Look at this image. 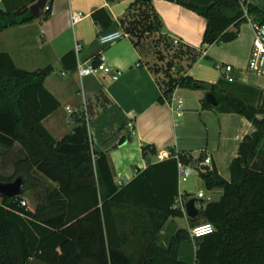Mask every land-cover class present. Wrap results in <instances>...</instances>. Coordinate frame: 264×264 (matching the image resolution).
Returning <instances> with one entry per match:
<instances>
[{
	"label": "trees",
	"instance_id": "trees-1",
	"mask_svg": "<svg viewBox=\"0 0 264 264\" xmlns=\"http://www.w3.org/2000/svg\"><path fill=\"white\" fill-rule=\"evenodd\" d=\"M3 2L7 7L0 9V32L35 19L27 4L12 8ZM150 2L129 5L139 12L130 11V20H120L124 32L139 38L158 30ZM173 2L205 20V46L236 38L247 22L243 6L252 19L264 23V11L247 0ZM47 3L43 20L51 11ZM90 15L100 33L106 32L112 22L106 10ZM51 72L50 65L33 71L18 68L8 53L0 52V149L9 151L16 144L23 153L13 174H0V181L21 176L25 182L22 194L0 198V264H264V170L253 161L264 139V86L257 89L224 78L207 83L191 75L168 77L165 83L160 102L170 100L177 87L210 92L217 105L202 100L203 106L236 113L254 127L252 140L240 144L229 165V181L214 167L198 170L206 189L221 188L222 193L199 211L214 231L193 239L191 257L180 248L183 241L191 244V238L171 234L159 242L167 220L183 215L175 207L176 158L150 163L128 183L117 184L107 153L92 147L86 125L78 124L59 140L43 125L60 106L43 84ZM141 151L144 157L156 153L148 145ZM175 154L185 165L203 161L202 156ZM34 189L42 190L43 201L22 206L23 193Z\"/></svg>",
	"mask_w": 264,
	"mask_h": 264
},
{
	"label": "crops",
	"instance_id": "crops-1",
	"mask_svg": "<svg viewBox=\"0 0 264 264\" xmlns=\"http://www.w3.org/2000/svg\"><path fill=\"white\" fill-rule=\"evenodd\" d=\"M35 1L6 0V3L12 8L27 4L29 9ZM133 1L50 0L51 11L46 19L35 17L30 22L0 32V52L8 53L14 64L24 70L51 66L52 72L43 84L60 106L43 119V125L50 134L52 129H58L59 135L52 136L59 140L84 117L92 147L107 153L117 184L128 183L147 166L141 151L146 145L156 150L172 149L193 158L202 156L203 160L208 157L210 169L214 167L229 181V165L238 156L239 146L245 142L243 137L247 134L252 140V124L236 113H222L203 106L202 100L205 101L207 92L200 90L177 87L170 100L160 102L159 98H162L168 77L176 79L182 75H191L207 83H215L229 75L234 82L262 89L264 85L248 83L243 70H246L243 65L247 66L252 47L250 24L246 22V27L241 24L236 38L225 43L228 46L225 49L232 53L227 62L231 70H218L216 65L224 64L222 62L214 63L208 69L199 66V59L207 57L214 44H202L205 20L201 16L171 0H151L150 12L157 15L158 30L144 32L137 38L124 32L120 23L122 18L130 20L129 5ZM247 1L264 11V0ZM6 7L0 0V9L5 10ZM99 8H104L112 20L105 31L119 30L123 33L121 38L107 45L100 44L98 35L101 28L90 15ZM75 11L84 13V17L71 25L70 13ZM173 39H177L178 44H174ZM166 40L172 44L170 47L166 46ZM75 43L81 45L78 55L74 52ZM71 51V55L63 58ZM99 55L104 56L106 64L117 71V79L103 74L77 75L78 61L96 62ZM38 63L47 64L41 68ZM72 115V120H69ZM67 122L76 123L69 129ZM123 136L126 143L114 147ZM147 157H150V163L157 162L155 155ZM253 161L264 170V139ZM191 165L197 170L195 162ZM177 189L178 196L180 191L185 193L184 205L188 199L194 198L199 214L202 207L198 204L202 201L190 197L185 189L181 190L178 182ZM206 191L211 196L210 201L218 200L222 193L221 188ZM201 222H204L203 218L193 223ZM193 248L195 250V246Z\"/></svg>",
	"mask_w": 264,
	"mask_h": 264
},
{
	"label": "built area",
	"instance_id": "built-area-1",
	"mask_svg": "<svg viewBox=\"0 0 264 264\" xmlns=\"http://www.w3.org/2000/svg\"><path fill=\"white\" fill-rule=\"evenodd\" d=\"M49 7L48 3L45 5L44 10H47ZM243 16L246 18L247 22L250 24L253 32V40H252V47L249 54V58L247 61L246 70L255 76L264 78V23H260L259 21H256L252 19L247 11L246 6H243ZM84 17V13L80 11H75L70 13V23L71 25H75L78 23L82 18ZM123 33L119 30L115 31H106L102 32L98 35V40L100 44L107 45L110 44L117 39L121 38ZM174 44H178L177 39H173ZM81 50V45L79 43L74 44V52L76 55H78L79 51ZM216 68L218 70H224L225 72H229L231 70V66L227 64H218L216 65ZM75 71L79 77L87 76V75H110L112 79H117L118 73L113 68H111L109 65L106 64L104 56L99 55L97 57L96 62H88V63H81L77 62ZM227 81H232V77L229 75H225L223 77ZM69 111V110H68ZM130 126V124H129ZM170 157H175L177 160V182L178 184L185 182L187 180V177L192 172V169L189 167V165H185L181 163L177 155L174 153L171 154L169 149L161 148L157 149L155 153V159L156 161H162L164 159H168ZM210 160L208 157H206L201 163L197 164L198 170H201V165H209ZM185 193L180 191L177 203L175 204V207L180 208L184 213V200L183 195ZM196 198L200 199L202 203L198 204V207H202L203 203L208 202L211 200V196L207 193L203 192L202 190H199L196 193ZM22 206H27V201L25 199L21 200ZM208 225H211L207 222H202L193 225L190 227L187 231L189 233V237L193 239L201 238L208 234H202L201 229L207 227ZM214 231L213 225H211ZM212 231V232H213ZM211 232V233H212Z\"/></svg>",
	"mask_w": 264,
	"mask_h": 264
},
{
	"label": "rangeland",
	"instance_id": "rangeland-1",
	"mask_svg": "<svg viewBox=\"0 0 264 264\" xmlns=\"http://www.w3.org/2000/svg\"><path fill=\"white\" fill-rule=\"evenodd\" d=\"M245 27L247 26V23H243ZM244 28V27H243ZM242 28V29H243ZM227 44L225 43H219V44H214L212 46V50L208 52L207 57L199 59V66H204L207 67L208 69H211L213 67L214 63H224L227 64V62L230 61V55L232 54L230 50H226L225 47ZM207 48V47H205ZM243 58V57H242ZM158 61V60H157ZM41 64V65H40ZM47 63H38V66L44 67ZM165 64V62H164ZM162 64V65H164ZM27 68H30L29 65H25ZM243 67H246L243 65ZM245 77L247 79L248 83L251 84H256L259 86L264 85V78L255 76L254 74L248 72L243 68ZM261 117V116H259ZM47 122V126H48ZM76 122H67L66 127L69 129L75 125ZM81 124L86 125L88 127V123L86 122L85 118L82 117L81 119ZM52 134L51 135H59V130L58 129H52L51 130ZM23 157V153L20 150L18 145H14V147L7 151L5 149H0V174L3 175L4 177H10L14 170H15V162ZM194 165L189 166L192 169V173L187 177V180L185 182L180 183V189H185L187 193L190 194V197H196V193L198 192L199 189H202L203 192H207L206 188L204 186L203 180L201 177L198 175V169L195 170L193 168ZM14 176L13 178H15ZM23 198L28 202L32 204H37L41 203L43 201V194L41 189H34V190H28V192L23 193ZM203 218L202 212H200L196 217L194 218H189L187 216H180V217H173L169 218V220L165 223V225L162 228V231L160 233V238L159 242H163L166 237L169 235L173 234L178 228H184L188 230L190 227H192L195 224L198 223H193L201 220ZM193 223V224H191ZM202 223V222H201ZM132 231L131 226L128 225V234H130ZM191 244L188 241H183L180 245V248L183 249L188 256H193L194 253V240L191 239ZM184 252V253H185Z\"/></svg>",
	"mask_w": 264,
	"mask_h": 264
},
{
	"label": "water",
	"instance_id": "water-1",
	"mask_svg": "<svg viewBox=\"0 0 264 264\" xmlns=\"http://www.w3.org/2000/svg\"><path fill=\"white\" fill-rule=\"evenodd\" d=\"M171 1H175V0H171ZM46 4H47V0H36L34 3H32L29 6V11L34 17L40 18L44 14V11H45L44 7ZM204 99L206 102H208L211 105H214V106L217 105V102L214 96L210 92L205 93ZM72 118H73V115L69 118V120H72ZM250 139H251V136L247 134L243 137V141L245 142L250 141ZM125 143H126V138L125 136H123L120 138V140L117 142V144L114 147L122 146ZM150 162H151L150 157H146L145 165L150 164ZM209 169L210 167L208 165L201 166V170L203 171H208ZM24 185H25V182L21 176H16L11 181H7V182L0 181V198L1 197H14V196L22 194ZM184 208H185V213L187 217L194 218L197 216L198 209L195 207L194 198L188 199L184 205ZM175 236L180 239H184V240H187L190 238L188 231L184 228L177 229V231L175 232Z\"/></svg>",
	"mask_w": 264,
	"mask_h": 264
},
{
	"label": "clouds",
	"instance_id": "clouds-1",
	"mask_svg": "<svg viewBox=\"0 0 264 264\" xmlns=\"http://www.w3.org/2000/svg\"><path fill=\"white\" fill-rule=\"evenodd\" d=\"M202 234H210L213 231V228L211 225H208L207 227L200 230Z\"/></svg>",
	"mask_w": 264,
	"mask_h": 264
}]
</instances>
